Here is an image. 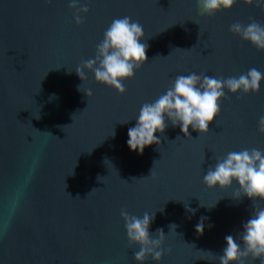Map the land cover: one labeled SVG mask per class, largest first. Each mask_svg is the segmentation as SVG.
Returning a JSON list of instances; mask_svg holds the SVG:
<instances>
[{
	"label": "water",
	"instance_id": "95a60500",
	"mask_svg": "<svg viewBox=\"0 0 264 264\" xmlns=\"http://www.w3.org/2000/svg\"><path fill=\"white\" fill-rule=\"evenodd\" d=\"M80 4L89 11L78 25L70 0H0V264H137L139 247L128 244L121 210L155 213L149 232L165 234L159 264H219L225 237L242 231L253 205L233 199L238 183L222 191L203 180L229 152L264 151V80L258 94L225 89L207 134L189 128L188 138L168 122L156 133L160 144L139 154L127 133L141 107L180 75L264 73V51L230 31L237 22L264 25V10L241 0L211 17L197 0ZM125 16L142 25L148 47L120 95L92 72L81 81L75 69L95 58L107 28ZM143 264L158 262L148 257Z\"/></svg>",
	"mask_w": 264,
	"mask_h": 264
},
{
	"label": "clouds",
	"instance_id": "9594fccd",
	"mask_svg": "<svg viewBox=\"0 0 264 264\" xmlns=\"http://www.w3.org/2000/svg\"><path fill=\"white\" fill-rule=\"evenodd\" d=\"M241 2L264 10V0ZM236 3L237 0H197L201 14L209 17L221 9L230 11ZM70 8L76 12V23L81 24V14L86 15L88 7L81 6L80 0H70ZM230 31L258 51H264V25L255 20L247 25L237 22L231 25ZM143 38L144 30L139 22L127 16L114 19L97 46L95 58L84 61L75 69L77 76L84 81L85 72H92L96 83L109 86L124 95L126 89L123 82L133 79L135 71L147 61L148 46L141 43ZM262 80L264 73L256 68H251L238 77L226 79L196 73L180 75L165 94L153 103H145L141 107L136 125L128 129L127 145L132 152L139 154H143L145 148L152 145L158 146L160 140L156 133L163 135L168 122L173 127L179 126L188 138H191L189 128L200 134H207L209 126L220 115L221 101L226 98L225 89L234 95L241 92L244 95L258 94ZM79 91L87 97L92 95L91 90L82 91L79 87ZM258 130L264 134V116L259 118ZM203 182L208 189L215 190L219 186L222 191L230 189L236 182L239 188L234 191L233 199L240 201L246 197L253 205L251 217L243 223L242 231L235 237H225L226 247L219 256V264H246L249 258L264 264V207L257 203H264V151L252 148L229 152L214 167H209ZM185 208L194 214L195 210L188 205ZM121 218L125 223L129 246L139 247V251L134 253L137 264H143L148 257L159 264L164 255L162 245L165 234L158 229L156 237L153 238L149 232L155 213H145L142 217H137L121 210ZM169 227L176 229L175 225ZM204 230V218H201L195 231L198 235H203ZM204 253L207 258H216L212 252Z\"/></svg>",
	"mask_w": 264,
	"mask_h": 264
}]
</instances>
